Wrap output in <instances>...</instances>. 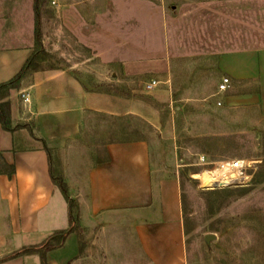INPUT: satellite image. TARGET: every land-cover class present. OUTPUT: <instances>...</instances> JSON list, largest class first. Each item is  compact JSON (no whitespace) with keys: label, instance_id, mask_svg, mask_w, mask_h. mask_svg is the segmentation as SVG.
Listing matches in <instances>:
<instances>
[{"label":"rangeland","instance_id":"obj_1","mask_svg":"<svg viewBox=\"0 0 264 264\" xmlns=\"http://www.w3.org/2000/svg\"><path fill=\"white\" fill-rule=\"evenodd\" d=\"M105 4L112 26L104 17ZM35 7V0H0V46L30 44L41 50L36 70L3 101L11 104L12 128L25 134L22 145H46L55 172L68 183L82 245L71 264H150L132 230L139 217L116 212L87 220L80 201L86 197V173L105 157L106 144L136 139L150 142L154 168L180 179L184 264H264L260 109L227 108L217 104L218 97L180 101L148 89L152 71L145 60L137 63L144 56L141 47L169 44L168 33L128 32L114 1L42 0L41 47ZM223 12L218 20L230 40L226 44L264 47V0H225ZM12 32L16 38L9 40ZM122 56L132 60L127 69ZM232 159L245 161V183L218 187V180L203 176ZM209 234L216 235L210 243Z\"/></svg>","mask_w":264,"mask_h":264},{"label":"crops","instance_id":"obj_2","mask_svg":"<svg viewBox=\"0 0 264 264\" xmlns=\"http://www.w3.org/2000/svg\"><path fill=\"white\" fill-rule=\"evenodd\" d=\"M104 1H114L123 18L120 25L128 26V32L168 33L169 44L141 47L144 56L137 63H149V82L158 81L153 89L187 102L205 103L218 97L220 106L258 108L264 115V47L226 44L230 40L218 20L224 16L225 0ZM109 9L105 4L104 17L111 25ZM8 35L9 40L16 38L15 32ZM33 51L30 44L0 46V83L14 78ZM130 61L122 56L124 68ZM225 77L231 84L222 91ZM24 140L25 134L6 130L0 123V153L15 166L11 177L0 173V264H42L39 253L11 256L70 227L69 204L52 180L46 145L25 147ZM104 151L105 157L86 173V197L80 198L84 218L132 212L139 217L132 230L150 264H184L187 246L180 179L154 168L146 139L109 141ZM81 253L75 230L62 247L47 253V263L71 264Z\"/></svg>","mask_w":264,"mask_h":264},{"label":"trees","instance_id":"obj_3","mask_svg":"<svg viewBox=\"0 0 264 264\" xmlns=\"http://www.w3.org/2000/svg\"><path fill=\"white\" fill-rule=\"evenodd\" d=\"M35 39L38 47L42 46V30H41V19H40V4L42 0H35ZM40 49H34L32 56L24 65L22 70L11 80L7 82L0 83V123L6 130L13 131L12 128V110L11 104L8 101H3V99L8 96L12 89L18 88L21 80L29 71H35L37 66V59ZM45 149L48 151L50 157V171L52 175V180L54 184L61 190L65 196L70 210V227L66 230L56 232L54 235L49 237L46 241L39 245L26 246L17 252H15L11 257H17L28 254L39 253L42 258V264H48L46 255L49 251L60 248L64 245L67 236L75 231L73 227L74 222V201L70 196L69 186L65 177L61 174H57L53 167V160L51 151L47 146ZM5 172L10 177L15 173V166L8 164L0 153V173Z\"/></svg>","mask_w":264,"mask_h":264},{"label":"built area","instance_id":"obj_4","mask_svg":"<svg viewBox=\"0 0 264 264\" xmlns=\"http://www.w3.org/2000/svg\"><path fill=\"white\" fill-rule=\"evenodd\" d=\"M231 80L228 77L223 79V82L220 85V90L225 91L230 87ZM158 86V81L152 80L147 84L148 89H153ZM225 168L235 174V176L229 178L230 182H222L225 184L224 187L234 185V184H241L245 183L249 179V175L247 174V165L244 160L240 159H232L226 160ZM219 187V186H218Z\"/></svg>","mask_w":264,"mask_h":264},{"label":"bare ground","instance_id":"obj_5","mask_svg":"<svg viewBox=\"0 0 264 264\" xmlns=\"http://www.w3.org/2000/svg\"><path fill=\"white\" fill-rule=\"evenodd\" d=\"M219 165H220L219 171L206 170L203 172V176L209 180H214V181L218 180L219 184L222 183V181L230 182L229 178L235 176V174H233L232 172H229V170L225 168V162L224 161L220 162Z\"/></svg>","mask_w":264,"mask_h":264},{"label":"water","instance_id":"obj_6","mask_svg":"<svg viewBox=\"0 0 264 264\" xmlns=\"http://www.w3.org/2000/svg\"><path fill=\"white\" fill-rule=\"evenodd\" d=\"M224 185L225 184H218V185H216V186H219V187H224ZM213 239H216V235H214V234H209V235H207V237H206V240H207V242L208 243H210V241L211 240H213Z\"/></svg>","mask_w":264,"mask_h":264}]
</instances>
